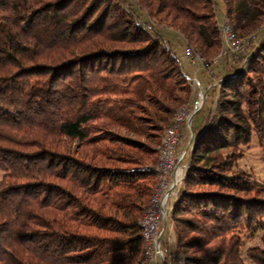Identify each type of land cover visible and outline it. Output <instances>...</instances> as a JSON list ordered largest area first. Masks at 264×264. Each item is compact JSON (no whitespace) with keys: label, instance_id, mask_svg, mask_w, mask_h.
Returning <instances> with one entry per match:
<instances>
[{"label":"trees","instance_id":"trees-1","mask_svg":"<svg viewBox=\"0 0 264 264\" xmlns=\"http://www.w3.org/2000/svg\"><path fill=\"white\" fill-rule=\"evenodd\" d=\"M131 1L0 0V264H139L156 180L144 168L191 90ZM134 1L207 67L219 57L213 0ZM222 3L237 38L264 25V0ZM251 55L193 129L170 215L186 264H264V234L242 255L264 182L236 168L253 136L264 150V42Z\"/></svg>","mask_w":264,"mask_h":264},{"label":"built area","instance_id":"built-area-1","mask_svg":"<svg viewBox=\"0 0 264 264\" xmlns=\"http://www.w3.org/2000/svg\"><path fill=\"white\" fill-rule=\"evenodd\" d=\"M218 31L221 41L219 57L244 54L256 42L258 33L253 32L237 38L228 23L218 25ZM183 58L186 64L193 68L190 74L187 72L184 74L194 100L176 111L172 124L165 131L157 147V161L154 165L144 168L146 171L154 170L156 180L149 203L137 222L142 240L139 264H186L185 259L172 247L173 228L167 206L171 197L177 200L188 171L190 156L188 152L183 151L176 155V148L181 140L179 127L185 125L190 129L194 116L203 108L205 93L199 75L201 67L204 68L206 64L201 53L190 45L184 49Z\"/></svg>","mask_w":264,"mask_h":264},{"label":"rangeland","instance_id":"rangeland-1","mask_svg":"<svg viewBox=\"0 0 264 264\" xmlns=\"http://www.w3.org/2000/svg\"><path fill=\"white\" fill-rule=\"evenodd\" d=\"M213 2L215 5L214 11H215V18H216V23H217V28H218V25H220L221 23H228V22L225 18V8L222 3V0H213ZM131 4H132L134 14L142 26L148 28L152 33H154V35H158L159 37H160V31L165 30L171 35L170 39L172 41V44L175 46V48H178V47L183 48L182 52L184 54V49L188 47L189 44L177 31H174L172 29L165 28L163 26H159L155 24L152 20H150L147 13L134 0L131 1ZM255 32H258L256 42L252 44L244 52V54L240 55V56L246 57V59L248 60L252 56L251 53L256 51L264 42V25ZM176 35L181 36L183 43L175 40ZM161 41H162V38H161ZM235 57L236 56L218 57L217 59L214 60L212 66L207 67L206 65L204 68L201 67L202 73L200 71L201 76L200 75L199 76L202 78V81L207 86L211 87L212 90L211 91L204 90L205 102H204L203 108L194 116L195 119L192 120V122H194L198 117H200L201 124L199 127L202 126L207 114L213 109L215 105L220 81L222 79L230 77L233 74L235 75L237 74V72L235 73L236 68H237L235 67V60H234ZM204 63H205V59H204ZM183 71L184 73H186L184 69ZM192 71H193V68L189 70L188 73H191ZM193 100H194V95L191 92L190 99L188 102H192ZM199 127L194 128V130L196 129L199 131L200 130ZM179 130L181 133L183 131L184 132L190 131V129H188L185 125H180ZM241 153H242V158L238 161L236 168L244 171L255 181L259 183H263L264 182V161H263L264 150L259 145L256 137L253 136L251 142L247 146L241 147ZM187 154L190 155V151ZM186 161L187 160L185 159L184 162ZM2 177H3V173L0 172V180L2 179ZM176 201L177 200H174L172 197L169 199V203L167 206V213L169 214V219H170L173 205L175 204ZM263 234H264V223L262 227H259L251 234L243 233L242 236L244 239V245L242 247V255H244V252L246 251L247 248L260 245V237ZM172 247L174 249V242H173Z\"/></svg>","mask_w":264,"mask_h":264},{"label":"crops","instance_id":"crops-1","mask_svg":"<svg viewBox=\"0 0 264 264\" xmlns=\"http://www.w3.org/2000/svg\"><path fill=\"white\" fill-rule=\"evenodd\" d=\"M170 36L171 35L168 32H166L165 30L160 31V37L162 38L163 45L173 54V56L175 58H177V60L180 62L181 66L183 67L182 69H184L188 73V71L191 70V68L186 64V62L183 58V52H182L183 48H181V47L175 48V46L172 44ZM176 36H175V40L182 42L181 36L180 35H176ZM201 73H202V71H201ZM201 73H200V76H201ZM200 81H201L200 82L201 86L203 87V89L205 91H211L212 90L210 86H207L202 81L201 77H200ZM193 119H195V118H193ZM200 124H201L200 117H198L194 122H192L191 127H190V131H186V132L183 131L181 133V140H180V144L176 148V155H178L180 152H183V151H187V152L191 151L192 144L196 138V134H194L193 129L199 127Z\"/></svg>","mask_w":264,"mask_h":264}]
</instances>
